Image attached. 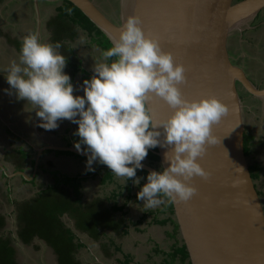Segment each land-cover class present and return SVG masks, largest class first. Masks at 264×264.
Returning <instances> with one entry per match:
<instances>
[{"label":"crops","instance_id":"1","mask_svg":"<svg viewBox=\"0 0 264 264\" xmlns=\"http://www.w3.org/2000/svg\"><path fill=\"white\" fill-rule=\"evenodd\" d=\"M30 33L60 44L58 50L66 57L63 71L70 77L73 95L83 96L77 86L93 75V63L108 48L96 31L83 27L62 1L0 0V66L18 57L22 38ZM226 46L231 61L257 88L264 89V8L243 31L232 33ZM4 74L0 72V182L6 206L0 216L5 225L14 221L18 231L16 209L22 204L54 206L59 199L60 208H69L60 210L59 220L73 234L72 264H180L178 257L172 258L181 243L167 208L170 202L163 198L161 205L147 208L136 198L146 174L137 169L140 182L133 184L132 178L117 177L95 161L93 170L87 171L86 155L74 147L79 139L74 135L77 125L61 119L54 129L40 127L32 106L16 98ZM243 100L248 166L253 167L254 183L264 193V98L244 91ZM21 191H28V198L20 200ZM33 240L35 256L22 264H61L48 243Z\"/></svg>","mask_w":264,"mask_h":264},{"label":"clouds","instance_id":"2","mask_svg":"<svg viewBox=\"0 0 264 264\" xmlns=\"http://www.w3.org/2000/svg\"><path fill=\"white\" fill-rule=\"evenodd\" d=\"M59 48V43L30 33L22 38L18 57L0 66L16 98L30 104L40 118L39 126L54 129L61 119L76 124L79 139L74 147L86 155V170L92 171L95 161L117 177L132 178L133 184L140 182L136 170L148 149L170 146L164 153L167 166L147 172L136 198L147 208L161 205L163 198L189 199L196 191L190 178L208 176L196 157L206 144L216 143L210 127L227 106L214 96L184 99L177 87L185 80L183 65L144 34L135 15L125 19L118 39L93 63V75L77 86L83 96L73 95L70 77L63 71L66 57ZM153 96L172 109L165 119L153 120L147 107Z\"/></svg>","mask_w":264,"mask_h":264},{"label":"water","instance_id":"3","mask_svg":"<svg viewBox=\"0 0 264 264\" xmlns=\"http://www.w3.org/2000/svg\"><path fill=\"white\" fill-rule=\"evenodd\" d=\"M64 1L87 17L111 45L125 19L135 15L144 34L170 52L174 63L183 65L185 80L177 87L184 99L214 96L227 106L210 127L216 143L206 144L196 157L208 176L190 178L196 191L187 200L170 202L172 218L190 264H264V206L244 154L238 86L259 98H264V89L231 61L226 46L228 37L243 31L264 8V0H120L118 23L94 0ZM147 107L153 120L165 119L172 111L155 96ZM155 148L159 169L141 161L140 170L167 166L164 153L170 146Z\"/></svg>","mask_w":264,"mask_h":264},{"label":"trees","instance_id":"4","mask_svg":"<svg viewBox=\"0 0 264 264\" xmlns=\"http://www.w3.org/2000/svg\"><path fill=\"white\" fill-rule=\"evenodd\" d=\"M66 3L68 8L74 12L77 18H79L83 27L95 30L97 36L106 42L108 48L112 46L105 36L88 20L87 17H85L71 3ZM153 151H155V148L148 149V153L146 155L151 162L158 160V156ZM244 154L246 155V149H244ZM251 169L253 170V167ZM142 172L147 174V172L144 170H142ZM53 207L43 209L46 212V215H43L45 213L44 211L37 212L35 210L36 207L32 206L31 204L27 203L20 205V213L18 216V236L25 244L30 242L34 237L45 241L54 249V252L58 256V261L61 264L67 262L72 264L71 252L74 249V244L72 242L73 234L69 229H63V226L59 220V215L62 213L60 210L66 211L69 208L65 207L62 209L59 206ZM167 208L168 211L172 212V206L170 203H168ZM4 225V219L2 216H0V229L3 228ZM174 233H177L176 225H174ZM177 249H175V252L172 253V258L178 257L180 264H185V261H188V254L186 252L185 246L181 245L178 252ZM0 264H16L14 260V248L11 246L9 238L0 237ZM186 264H190V262H187Z\"/></svg>","mask_w":264,"mask_h":264},{"label":"rangeland","instance_id":"5","mask_svg":"<svg viewBox=\"0 0 264 264\" xmlns=\"http://www.w3.org/2000/svg\"><path fill=\"white\" fill-rule=\"evenodd\" d=\"M94 1L98 5V7L106 14V16L108 18H110L115 23L119 22V2H120V0H94ZM101 44L104 47H108L106 45V42L102 39H101ZM239 95L240 96L244 95V91L242 90V88H240V86H239ZM10 96H11V94H10ZM8 99L12 100V97H8L7 100ZM25 109H27V108H25ZM25 111H28V110H25ZM24 119H26V116ZM138 171L141 174H144L142 172V170L138 169ZM128 180H131V178H129ZM27 195H28V191H26V192L21 191V194L18 196L21 200L23 198H28ZM3 196H4V188L2 187V183L0 182V212L3 211L5 209L4 207L6 206L4 204L5 201H4ZM18 196H17V199H18ZM56 202H57V204H55V205L58 206L59 205V199ZM38 206H40V207H38ZM38 206H36V208H35V210L37 212L44 211L43 209H46L48 207H51V208L53 207L48 203H45V204L41 203ZM53 209H54V207H53ZM43 215H46V212ZM6 229H7V231H6ZM14 229H15V225L13 224V222L12 221H11V223L8 222L7 226L5 225L3 228L0 229V237L9 238L10 242L12 243V245L15 246V248L17 245V248L15 249L16 251L14 253V255H15L14 260H15L16 264H22L24 261H28V262L32 261L31 259L34 258V256H35L34 253L31 251V249L34 251V249L32 248L34 240L32 242H29L26 245H20L18 242V239L16 238L17 237L16 230H14ZM180 243H181V240H180ZM178 250H179V247L177 249V252H178ZM45 255H48V253H46ZM50 255L53 256V254H50ZM53 258H54V256H53Z\"/></svg>","mask_w":264,"mask_h":264},{"label":"flooded vegetation","instance_id":"6","mask_svg":"<svg viewBox=\"0 0 264 264\" xmlns=\"http://www.w3.org/2000/svg\"><path fill=\"white\" fill-rule=\"evenodd\" d=\"M57 1H59V0H57ZM62 2H64V4H66L67 5V1L65 2L64 0L62 1ZM68 6V5H67ZM98 6V5H97ZM238 88H239V86H238ZM241 88V87H240ZM243 96H240V98H241V100H242V102L244 101L243 100V98H242ZM243 148L244 149H246V155H247V140H246V138H245V135H244V133H243ZM155 151H156V148H155ZM154 152V151H153ZM146 161V164H148V165H150V166H154L155 168H158L159 169V163H158V160L157 161H154V162H151L150 161V159L146 156L145 158H144ZM144 162V163H145ZM249 167V170H250V174H251V177H252V179L254 180V176H253V170L251 169L252 167H251V164L248 166ZM254 186H255V188H256V190H257V193H258V195L260 196V199H261V202H262V204H263V206H264V193H262L261 191H260V189H259V187H257V185H255V183H254ZM32 206H34L35 207V205L32 203L31 204ZM264 208V207H263ZM16 214H18L17 215V220H15V223L17 224L18 223V216H19V207H17V209H16ZM13 219V218H12ZM14 220V219H13ZM14 222V221H13ZM18 231H19V226H18V229H17ZM18 231H16V232H18ZM17 239H18V242H19V244L20 245H26L25 243H23L22 241H21V239L19 238V236H18V234H17V237H16ZM34 239V238H33ZM33 239L30 241V242H32L33 241ZM29 243V242H28ZM27 243V244H28ZM33 244H34V242H33ZM11 246L14 248V253H15V249L17 248V245H16V248H15V246L14 245H12V243H11ZM40 254V253H39ZM42 254H44V253H42ZM14 257H15V255H14ZM45 258V257H44Z\"/></svg>","mask_w":264,"mask_h":264},{"label":"snow or ice","instance_id":"7","mask_svg":"<svg viewBox=\"0 0 264 264\" xmlns=\"http://www.w3.org/2000/svg\"><path fill=\"white\" fill-rule=\"evenodd\" d=\"M158 42V41H157ZM159 46L161 47L160 43L158 42Z\"/></svg>","mask_w":264,"mask_h":264}]
</instances>
